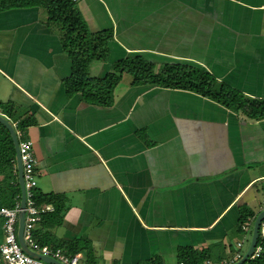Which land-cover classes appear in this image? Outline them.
I'll return each instance as SVG.
<instances>
[{
  "label": "crops",
  "instance_id": "0c3cea01",
  "mask_svg": "<svg viewBox=\"0 0 264 264\" xmlns=\"http://www.w3.org/2000/svg\"><path fill=\"white\" fill-rule=\"evenodd\" d=\"M76 3L91 32L113 33L110 61L92 62V77L141 57L156 73L202 70L264 100V0ZM73 69L43 9L0 13V116L16 135L31 119L23 130L38 159L37 193L63 209L42 218L36 240L78 250V264H239L264 211V120L192 91L134 87L127 73L112 106L91 105L69 95ZM2 167L0 210L14 206L5 193L19 186L17 163ZM3 226L0 217V245Z\"/></svg>",
  "mask_w": 264,
  "mask_h": 264
},
{
  "label": "trees",
  "instance_id": "16d2710c",
  "mask_svg": "<svg viewBox=\"0 0 264 264\" xmlns=\"http://www.w3.org/2000/svg\"><path fill=\"white\" fill-rule=\"evenodd\" d=\"M30 8H40L46 12L48 28L58 31L64 51L73 63L74 75L66 85L70 96L80 93L88 104L110 107L114 103L115 89L121 83L123 75L127 73L133 77L132 86L134 87L155 85L167 89L192 91L227 109L242 112L252 120H264V100H250L202 70L165 65L156 73L154 64L141 57H130L115 63L112 72L104 79L94 78L90 74L91 63L110 61L109 43L113 39L112 31L91 32L74 0H0V13ZM32 123L31 119H27L19 125V128L27 129ZM2 129L6 138L0 137V164H3L2 168L7 165L15 168L16 154L11 135L4 126ZM10 189L5 195L11 193L14 198L20 195L18 184ZM57 199L53 195L44 196L38 193L36 195L39 206L47 204L55 206L56 213L53 216H60L63 211ZM248 215L243 214V219H247ZM261 242L259 237L258 245ZM262 246L264 250V242ZM70 252L74 256L78 250L70 248ZM250 264H264V251L250 260Z\"/></svg>",
  "mask_w": 264,
  "mask_h": 264
},
{
  "label": "built area",
  "instance_id": "2783aa9c",
  "mask_svg": "<svg viewBox=\"0 0 264 264\" xmlns=\"http://www.w3.org/2000/svg\"><path fill=\"white\" fill-rule=\"evenodd\" d=\"M76 1V0H74ZM17 136L19 141V150L23 165L25 191H26V207H25V226L23 239L27 247L38 255L52 259L60 264H78L79 255H68L63 249L52 248L50 246L41 245L35 238L37 225L42 218L54 212L51 204L39 206L36 201L38 189V159L34 150V142L27 138L26 130H18ZM22 212V196L19 195L15 199L12 208L4 207L0 210V217L4 219V240L0 245V255L7 264H53L28 255L19 242V216ZM245 231H249V225L243 227ZM260 231L264 232V220L261 224ZM241 248L242 244L238 245ZM262 253L261 247L256 248L251 258H256ZM242 258L240 252L235 255V260ZM184 264V263H179ZM209 264V263H208Z\"/></svg>",
  "mask_w": 264,
  "mask_h": 264
},
{
  "label": "water",
  "instance_id": "95a60500",
  "mask_svg": "<svg viewBox=\"0 0 264 264\" xmlns=\"http://www.w3.org/2000/svg\"><path fill=\"white\" fill-rule=\"evenodd\" d=\"M0 124L4 125L9 130V132L11 133V136H12L13 141H14L15 150H16V163H17L18 174H19V186L21 189V196H22V212L20 213V216H19V242H20L23 250L28 255L35 257V258H41L42 260L49 262V263L60 264L58 262L53 261L52 259L40 257L36 253L32 252L24 242L23 232H24L25 218H26V213H25L26 191H25L23 165H22L21 155H20V150H19V141H18L16 131H15L13 125L8 120H6L2 116H0ZM263 220H264V211L258 215V217L254 223L253 236H252V242L250 245V249H249L247 255L244 257V259L239 264H243L249 258L252 257V255H253L256 247H257V244H258V239H259V235H260V228H261V224H262Z\"/></svg>",
  "mask_w": 264,
  "mask_h": 264
}]
</instances>
